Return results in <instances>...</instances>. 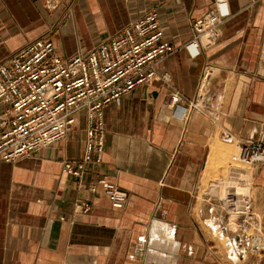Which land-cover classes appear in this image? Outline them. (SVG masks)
Segmentation results:
<instances>
[{
	"label": "crops",
	"instance_id": "1",
	"mask_svg": "<svg viewBox=\"0 0 264 264\" xmlns=\"http://www.w3.org/2000/svg\"><path fill=\"white\" fill-rule=\"evenodd\" d=\"M215 1L229 15L216 44L190 57L192 22ZM152 10L175 48L156 66L168 85L138 87L103 109L100 165L80 179L62 174L83 155L81 119L61 142L0 160V264H264L243 237L222 245L209 228L215 201L201 196L211 146L264 131V0H0V63L44 34L60 57L87 52ZM203 77L204 103L190 108ZM170 90L185 117L168 106ZM103 177L125 192L123 208L99 186L89 191ZM251 189L264 226V163ZM84 204L87 212L75 208Z\"/></svg>",
	"mask_w": 264,
	"mask_h": 264
},
{
	"label": "built area",
	"instance_id": "2",
	"mask_svg": "<svg viewBox=\"0 0 264 264\" xmlns=\"http://www.w3.org/2000/svg\"><path fill=\"white\" fill-rule=\"evenodd\" d=\"M225 2L195 19L191 37L184 44L190 57H196L216 44L219 29L228 17ZM175 51L163 39L157 11L144 13L95 48L70 57L55 52L51 38L41 35L17 49L0 63V160L13 162L64 140L78 119L83 121L85 143L79 160L66 161L62 174L80 179L91 167L101 164L105 130L103 109L119 104L141 86L168 85L166 73L157 64ZM202 78L195 99L188 104L198 108L207 94ZM200 105V106H199ZM168 106L180 117L186 116L184 99L174 90L168 93ZM233 161L247 163L254 171L264 163V131L255 139L241 140ZM107 197L115 209L123 208L126 194L104 177L89 186L91 193ZM249 190V189H248ZM223 204L229 216L238 218L235 231L245 237L248 249L264 252L262 217L254 210L246 191L240 202L227 194ZM90 205L75 208L87 212Z\"/></svg>",
	"mask_w": 264,
	"mask_h": 264
},
{
	"label": "rangeland",
	"instance_id": "3",
	"mask_svg": "<svg viewBox=\"0 0 264 264\" xmlns=\"http://www.w3.org/2000/svg\"><path fill=\"white\" fill-rule=\"evenodd\" d=\"M214 146L216 152L209 164L210 169L207 174L205 173L206 176L202 181L201 196L203 193H206L208 197H211L215 201V203L211 202V204L207 205L209 211L207 214L210 218L209 222H211L209 228H211L212 233H215V236L221 235L223 237L220 240L224 246V243L230 242V235H238L235 231L237 219L231 218L232 215L228 217L229 211L223 204V199L228 193L236 192L237 190H242L244 191L243 193L249 191L252 197L251 184L253 171L247 163L232 160L238 154V147L235 142L230 144L218 140ZM247 172H250L249 177L246 175ZM236 195L239 196V194ZM243 238L245 239V237Z\"/></svg>",
	"mask_w": 264,
	"mask_h": 264
},
{
	"label": "bare ground",
	"instance_id": "4",
	"mask_svg": "<svg viewBox=\"0 0 264 264\" xmlns=\"http://www.w3.org/2000/svg\"><path fill=\"white\" fill-rule=\"evenodd\" d=\"M215 152H216V149H215V146H211V155L209 156L210 158L208 159V164H207V168H206V174H207V172L209 171V167H210V162H211V159L213 160V157H214V155H215ZM206 174H205V176H206ZM246 175L249 177L250 176V172H247L246 173ZM231 184V183H230ZM230 184H228V185H230ZM217 186V185H216ZM234 186H236V185H234ZM223 188V187H222ZM232 189H234V188H232ZM231 191V190H230ZM236 191V190H235ZM243 192L244 191H242V190H237L236 192H230V193H228V194H232L233 196H236V198H238L237 199V202H240V198H241V196H242V194H243ZM236 194H239V196H237ZM224 200V199H223ZM232 215V214H231ZM231 218H235V219H237L236 221L238 222V218L236 217V216H234V215H232L231 216ZM155 223V222H154ZM156 224V223H155ZM158 224V223H157ZM163 225V224H162ZM236 226V225H235ZM158 228H159V225L157 226ZM163 227V226H162ZM153 228V227H152ZM154 228H156V227H154ZM153 228V229H154ZM157 229V228H156ZM152 230V229H151ZM158 230V229H157ZM163 230V229H162ZM165 231V230H164ZM163 231V232H164ZM157 232V231H156ZM166 232V231H165ZM158 234H160V233H158ZM165 234V233H164ZM161 236V235H160ZM162 237V236H161ZM168 239H170V238H168ZM167 239V240H168ZM170 242V241H169ZM166 243V242H165ZM158 244H160V243H158ZM166 244H168V243H166ZM161 245V244H160ZM163 246V245H162ZM162 246H160V247H162ZM170 247V246H169ZM168 248V247H167ZM150 250V249H149ZM171 258V257H170Z\"/></svg>",
	"mask_w": 264,
	"mask_h": 264
}]
</instances>
